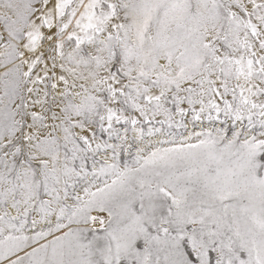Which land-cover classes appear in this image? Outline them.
<instances>
[{"label":"snow or ice","instance_id":"obj_1","mask_svg":"<svg viewBox=\"0 0 264 264\" xmlns=\"http://www.w3.org/2000/svg\"><path fill=\"white\" fill-rule=\"evenodd\" d=\"M0 264H264V0H0Z\"/></svg>","mask_w":264,"mask_h":264}]
</instances>
